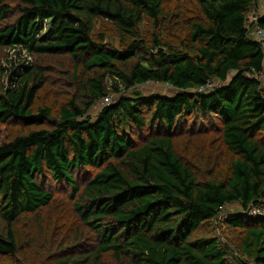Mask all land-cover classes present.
<instances>
[{"label":"trees","instance_id":"obj_1","mask_svg":"<svg viewBox=\"0 0 264 264\" xmlns=\"http://www.w3.org/2000/svg\"><path fill=\"white\" fill-rule=\"evenodd\" d=\"M257 4L0 0V56L24 53L0 77V264L41 236L40 264H264V213H245L264 211ZM55 74L64 100L36 106ZM150 82L172 93L138 90Z\"/></svg>","mask_w":264,"mask_h":264},{"label":"rangeland","instance_id":"obj_2","mask_svg":"<svg viewBox=\"0 0 264 264\" xmlns=\"http://www.w3.org/2000/svg\"><path fill=\"white\" fill-rule=\"evenodd\" d=\"M257 7L253 10L252 13L254 14H261L264 13V0H257ZM253 16V14L250 15ZM101 24H104L103 22H99L97 29L98 30ZM110 26L109 24H105ZM106 31H107V41H110L113 43L114 46H119L120 43L116 37V34L114 31H112L111 28H107L105 27ZM99 31V30H98ZM7 53V52H6ZM24 54V53H23ZM23 54H19L18 56H15L13 51H8V55L7 58L4 57V55H1L0 58V77H1V82H3V84L5 83V73L4 71H7V67L9 66V63L6 59L8 60H20V57L23 56ZM67 66H69V64H67ZM4 69L1 70V69ZM262 80L264 81V71L261 75ZM59 78L57 77V74H55V77L52 75L49 77V81L47 82L46 85H44V87L37 93V97H36V106H44V105H52V107H54L58 102L63 101L64 97L62 95V90L63 88L59 86H56L54 81L57 82ZM138 90L143 93V94H147V93H154V92H158L161 94H171L172 93V89L168 86V85H164V84H160V83H154V82H150V83H146L140 87H138ZM113 99V96H111L110 101ZM60 100V101H59ZM104 101L103 99L101 100V102ZM109 101V102H110ZM101 102H99V104L101 105ZM100 108V107H99ZM99 108L93 107L92 112H97ZM56 108H54V112H55ZM196 127H198L200 132H203L204 134L208 133L209 135H207V146H209L211 151H215L212 149L211 144L212 143H219V139L215 136L216 134L212 133L211 130L213 128V126L211 124H206L205 122L202 123H198L195 125ZM188 130V125L184 128L183 130V135H186V131ZM1 136H4L3 134ZM187 138V137H185ZM205 135H199L198 138L195 137V142L196 141H201L202 142V147L205 145ZM184 139V138H183ZM186 140V139H184ZM186 142V141H185ZM184 142V143H185ZM183 144V142H182ZM194 157L199 158L200 155L196 154ZM190 160V159H189ZM79 184H83V182L81 181V179H78ZM53 190H54V195H55V202L54 204L51 206L52 208V212L51 213H59V211L61 210V208L63 206H68V201L66 198V193H67V188L66 191L62 188H60L59 185H54L53 186ZM238 207L233 205V206H226L225 209H227V211H225L224 213H221L219 215V219L224 217V215L226 213H231L233 211H235V209H237ZM229 210V211H228ZM47 214V211L45 212ZM56 216L53 217V219H55ZM55 222V221H53ZM54 233V225L50 228V230H48L47 233H43L42 235H46L47 236V241L51 242V237ZM41 238L43 239V237L41 236ZM41 239V243L38 244L37 246L33 247L32 249H27L24 248V253H22L20 255V258L22 261H24V264H40V261H44V259L46 258V255L49 253V250L46 254H42L43 249H45L44 245H43V240ZM26 243H29V240L25 241ZM48 246V245H47Z\"/></svg>","mask_w":264,"mask_h":264},{"label":"built area","instance_id":"obj_3","mask_svg":"<svg viewBox=\"0 0 264 264\" xmlns=\"http://www.w3.org/2000/svg\"><path fill=\"white\" fill-rule=\"evenodd\" d=\"M255 32H256V35L257 36H259V37H261V36H263L264 35V32L263 31H261V30H255ZM110 99H111V96H106V97H104V101L101 103V104H108L109 103V101H110ZM98 106H100V105H98V104H95L94 105V107H98ZM247 213L249 214V215H259V214H261V213H264V211H262L261 209H258V208H256V207H250V208H248L247 209Z\"/></svg>","mask_w":264,"mask_h":264},{"label":"bare ground","instance_id":"obj_4","mask_svg":"<svg viewBox=\"0 0 264 264\" xmlns=\"http://www.w3.org/2000/svg\"><path fill=\"white\" fill-rule=\"evenodd\" d=\"M103 99H104V98H103ZM102 102H103V101H102ZM102 102H101V103H102ZM98 105H100V104H98ZM101 105H104V104H101ZM101 105H100V106H101ZM100 106H98L97 108H99Z\"/></svg>","mask_w":264,"mask_h":264},{"label":"clouds","instance_id":"obj_5","mask_svg":"<svg viewBox=\"0 0 264 264\" xmlns=\"http://www.w3.org/2000/svg\"><path fill=\"white\" fill-rule=\"evenodd\" d=\"M245 213H247V211H245ZM248 214V213H247Z\"/></svg>","mask_w":264,"mask_h":264}]
</instances>
